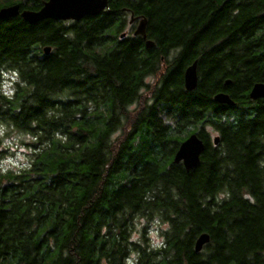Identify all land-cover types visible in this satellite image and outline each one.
<instances>
[{"label":"trees","instance_id":"16d2710c","mask_svg":"<svg viewBox=\"0 0 264 264\" xmlns=\"http://www.w3.org/2000/svg\"><path fill=\"white\" fill-rule=\"evenodd\" d=\"M14 4L41 8L0 0ZM5 72L18 78L11 96ZM261 82L264 0H108L79 21L0 19V125L29 148L27 166L0 172V264H264V98L248 96ZM220 92L234 105L214 102ZM193 133L204 150L186 171L173 156ZM143 221L160 224V243Z\"/></svg>","mask_w":264,"mask_h":264},{"label":"water","instance_id":"95a60500","mask_svg":"<svg viewBox=\"0 0 264 264\" xmlns=\"http://www.w3.org/2000/svg\"><path fill=\"white\" fill-rule=\"evenodd\" d=\"M108 0H47L43 3L41 8L37 11L31 10H19V5L14 4L0 8V19L12 18L20 16L23 21L28 24H35L42 20L53 19L56 21H79L85 16H94L100 12H103L107 7ZM133 19L130 20L132 23ZM145 27L146 20L141 19L133 34L139 35L145 39ZM122 35L121 37H123ZM145 46L150 48L153 46L151 41H146ZM50 52L49 47L43 48L44 55H48ZM229 84V81L225 82V85ZM183 85L186 91H192L197 85V72L196 61L188 66L183 74ZM249 98L251 100H257L264 98V82L256 83L253 85L249 92ZM213 101L218 104L227 105L231 107L234 102L226 93H217L213 96ZM218 136H214L212 143L218 144ZM204 150V144L196 133L189 135L184 141H182L174 156L173 163H181L186 171L193 170L199 165L200 155ZM209 242V235L207 233L200 234L195 243L194 251L200 252L205 244Z\"/></svg>","mask_w":264,"mask_h":264},{"label":"rangeland","instance_id":"374dc122","mask_svg":"<svg viewBox=\"0 0 264 264\" xmlns=\"http://www.w3.org/2000/svg\"><path fill=\"white\" fill-rule=\"evenodd\" d=\"M18 80L17 76L13 72H5L3 73V81H2V89L3 92L11 96L13 92L14 83ZM153 82L152 78H147L146 83ZM10 132L4 126L0 125V136H3L0 144V172L5 173L9 172H18L28 165V153L29 148L24 145H18L17 142V134L15 131L8 134V136H4V133ZM205 132L209 133V139H213L216 135L215 132L211 131V128L205 127ZM117 134V133H116ZM115 134V136H116ZM147 226L145 228L146 236L150 239L152 244H158L161 241V236L158 232L160 224L148 223L145 221L141 222V225ZM164 229V226H162Z\"/></svg>","mask_w":264,"mask_h":264},{"label":"flooded vegetation","instance_id":"af4514ba","mask_svg":"<svg viewBox=\"0 0 264 264\" xmlns=\"http://www.w3.org/2000/svg\"><path fill=\"white\" fill-rule=\"evenodd\" d=\"M45 1H47V0H34V2L39 3L40 6H42Z\"/></svg>","mask_w":264,"mask_h":264}]
</instances>
